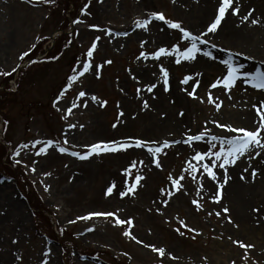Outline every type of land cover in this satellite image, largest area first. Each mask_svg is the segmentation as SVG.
Segmentation results:
<instances>
[{
	"label": "rangeland",
	"instance_id": "obj_1",
	"mask_svg": "<svg viewBox=\"0 0 264 264\" xmlns=\"http://www.w3.org/2000/svg\"><path fill=\"white\" fill-rule=\"evenodd\" d=\"M216 2L201 19L194 12L198 0H0V264H264V186H244L264 175V147L223 168L214 156L194 159L198 151L228 147L226 139H211L235 135L218 124L256 127L240 120L246 106L232 88L211 87L226 72L221 56L235 64L251 61L205 37L194 59L177 63L172 46L183 51L191 41L166 23L178 21L200 37L217 13ZM152 12L165 20L138 27ZM262 16L258 34L264 36ZM37 44L52 56L38 62L42 52L32 60L20 55ZM161 47L166 53L153 56ZM206 53L219 62L199 63L198 55ZM85 60L89 68L80 71ZM260 60L264 69V55ZM161 69L167 70V90ZM185 76L191 79L185 82ZM176 92L193 112L175 101ZM247 102L254 110L262 101ZM176 119L184 123L175 125ZM201 133V140L188 141ZM128 138L144 143L86 158L72 155L98 141ZM157 147L153 156L149 149ZM205 163L215 180L203 171ZM235 182L242 205L229 192ZM217 191L220 199H212ZM12 200L20 206L12 207ZM90 212L115 215L85 219ZM117 218L124 223H115ZM148 245L163 248L164 255Z\"/></svg>",
	"mask_w": 264,
	"mask_h": 264
},
{
	"label": "snow or ice",
	"instance_id": "obj_2",
	"mask_svg": "<svg viewBox=\"0 0 264 264\" xmlns=\"http://www.w3.org/2000/svg\"><path fill=\"white\" fill-rule=\"evenodd\" d=\"M45 3L51 2V0H44ZM233 4V0H219L218 4V9L217 13L215 15V18L212 20L210 24L207 25L205 31H211L215 32L217 30V26L220 24L222 18L225 16V12L229 7ZM238 11V5L235 7H231V13L235 15ZM252 10H249L251 12ZM155 18L157 20H165V17L163 14L159 12H152L149 14L148 18L143 21V24H140L139 22L137 23L138 27H146L149 23V21ZM244 19H248L247 16L244 17ZM257 21L253 20L252 23H256ZM166 23L170 28L173 29H179L180 33H182L181 39L188 38L191 43L188 44L187 47L183 49V51L177 50V46L173 45L172 46V51L176 53L177 60L176 62L178 63L179 60L185 59V60H190L195 58V54L197 52L201 51V48L197 46L198 42L200 43H207V41H200V37L197 35H193L190 31L184 29L181 24L178 21H171L167 20ZM89 27H96L95 25H89ZM203 35V34H201ZM95 47V41H93L92 47L88 49V55L91 56L93 52V48ZM215 47V45H214ZM28 51H31L29 49ZM166 49L164 47L159 48L156 52L152 53L153 56L159 57L161 54L166 53ZM207 55H211V53H206ZM21 56H26L27 53H21ZM145 54L143 52L140 53V56L143 57ZM251 59V57H249ZM224 64L227 66L225 74H223L222 79L217 78V81L214 82L211 87H215L217 84H221L224 86L225 91H227L230 87H232L238 77H244V83L249 84L253 86L256 89H261L264 90V71H261L259 68L255 72H250V71H240L242 68V65L240 64H235L231 59L225 60ZM98 67V66H97ZM89 68V62L85 60L83 62V69L80 71L87 70ZM14 71V69H13ZM162 75L165 78V90H167V70L161 69ZM4 75H7L8 73L5 72L3 73ZM99 75V71L96 73ZM76 77L75 76H69L68 80H74ZM189 79H191L190 76H185L184 81L187 82ZM151 87H155V85H152ZM151 87L148 88L149 91H151ZM195 87V85H193ZM79 95L82 97L85 95V93L82 91L79 93ZM189 96H193L194 92L189 91L188 92ZM57 99H60L58 96ZM209 102H212V97L211 94H209ZM147 106V105H145ZM221 107L220 103H215V108L219 109ZM253 108L256 111V116L257 120H254V124L257 126L254 128V130H248L243 127H233L231 124H218L220 128L227 129L231 133H235V135H229L226 138L224 137H211L213 140H221L222 142L226 139V143L228 147H221L218 151H212L210 148L206 152H196L194 159L202 161L204 160L205 157L208 156H214L217 158V160L222 161L219 163V167L223 168L225 164L227 163H233L235 160L238 158V156L243 155L245 152H248L250 149H253L255 147H264V136H262V130H264V101L260 103V106L257 107V105H253ZM213 123H217L216 121H213ZM71 127V126H69ZM203 138V133L198 134V135H192L188 138V141H199ZM129 142H121L119 144H116L113 141H98L94 144L86 146L88 148V151L84 152L83 154L78 153V152H73L72 155L74 156H79L81 158H86L92 153L99 154L101 152H109V151H117V150H123L129 147H132L133 145L136 147H140L144 142H142L139 139H131L128 138ZM186 141V142H188ZM53 143L52 141H48L47 144ZM169 143H172L171 141H165L164 144L167 145ZM47 144L40 148V152H44L47 150ZM27 147V145H25ZM61 152L67 151L66 148L61 147L59 149ZM150 152H152L153 156H155L156 153L160 152V148L157 147L155 150L149 149ZM13 155H16V153H13ZM153 163H156L155 160H153ZM216 164V161H212V166ZM159 166V165H157ZM212 166L209 164L205 163L203 165V171L207 173L208 177L211 179L215 180L216 178V173L212 170ZM190 170L195 171V169H192L190 166ZM127 171V169H125ZM140 177H137V180H139ZM176 181H173V184H175ZM136 187V184L133 183L131 188L128 189L129 192L132 191ZM112 191V187L110 186L107 190L105 195L110 193ZM121 196L125 195V193L122 191L120 193ZM212 199L219 200V191H217L216 196L212 197ZM193 203H197L196 201H193ZM223 211L226 213L228 212V209L225 208ZM255 211V210H254ZM217 215H220L219 212L216 213ZM114 213H105V212H95V213H87L86 216L84 217L85 219L92 217V216H104V217H110L114 216ZM79 219V217H78ZM115 223L121 224L124 223V221H121L119 218L115 220ZM127 224L130 226L131 225V218L127 221ZM181 224H183V221H181ZM185 227H187L185 225ZM195 231V230H193ZM125 235H130L127 231L124 233ZM132 239H135V237H132ZM142 243V241H141ZM243 247V245H241ZM148 247L153 248L152 245H148ZM248 247H252L251 245H248ZM153 251L160 255H164V249L163 248H153ZM170 256L171 253H168Z\"/></svg>",
	"mask_w": 264,
	"mask_h": 264
},
{
	"label": "bare ground",
	"instance_id": "obj_3",
	"mask_svg": "<svg viewBox=\"0 0 264 264\" xmlns=\"http://www.w3.org/2000/svg\"><path fill=\"white\" fill-rule=\"evenodd\" d=\"M198 1L201 2V4H199L201 6L199 10H195L194 12L197 14H200L201 19L202 18L204 19L206 18L208 14V8L213 0H198ZM218 4L219 2L217 0L214 6L215 9H218ZM237 5H238V11L235 15H233L231 13V7H235ZM231 7L226 10L225 16L222 18L215 32H211V31L206 32L205 31L206 28L202 26L201 29L203 30L200 31V35L201 34L203 35H201L200 38L201 39L204 38L206 40L205 37H208L210 38V40L211 39L215 41L218 40L217 43L219 46L223 45L226 48L233 47L234 52L238 51V52H241L242 55L246 56L247 58L251 57V59L249 58L251 62L238 63L242 65L243 68H245L244 71L255 72L258 68L261 71H264V69L260 66V63H261L260 59L264 55L263 54L264 36H261L258 34V28H260V25L263 20L262 13L264 12V0H233V4L231 5ZM249 10H252V11L249 12ZM245 16H247L248 19H244ZM211 17L215 18V14H212ZM253 20L257 22L252 23ZM220 59L222 61H225L223 56H221ZM197 60L199 61V63H202L205 66H210V65L212 66L219 62V58L213 56V53H211V55H206L205 57H202V54H200L198 55ZM202 79L204 80L205 77H202L201 81ZM244 79H245L244 77H238L236 83L229 89L232 88V93L236 94L237 97L245 103L246 108L245 107L242 108L241 110L242 114L240 113V120L245 124V126H248V125L253 126L254 120H257L258 118L256 116L255 109L254 110L248 109L247 101L250 99H259L261 101H264V90L256 89L251 85H243ZM221 86L224 87L223 85ZM156 96L160 97V95L159 96L156 95ZM175 97H176L175 101L178 104H183V108L185 112H193L192 107H190V105L186 103V100L183 99L178 92H176ZM181 123H184V121L176 119L174 124L179 126ZM254 125L257 126L256 124ZM262 136H264V130H262ZM242 157L243 156L240 155L239 158H242ZM259 173L260 172H258V174ZM263 177L264 175L260 173L256 178V182L254 181L252 184L251 181H249L247 184L244 183L245 184L244 186L245 187L247 186L250 188L251 186L256 184L259 187H262L264 186ZM229 192L231 193L233 198H236L235 201H237L238 204L242 205V202L244 201L243 199L244 196L242 195L240 185L235 182V184H232L230 186ZM10 202H11L10 205L12 207L20 206V203L18 202V200H12ZM243 226L245 225L243 224Z\"/></svg>",
	"mask_w": 264,
	"mask_h": 264
},
{
	"label": "trees",
	"instance_id": "obj_4",
	"mask_svg": "<svg viewBox=\"0 0 264 264\" xmlns=\"http://www.w3.org/2000/svg\"><path fill=\"white\" fill-rule=\"evenodd\" d=\"M81 7V4H79L77 7H76V9H75V14L77 13V11H78V9ZM73 15V19L76 17V15ZM66 25H67V21H66V23H65ZM64 24V25H65ZM64 39L66 40V39H70V35H66V38L64 37ZM64 40V41H65ZM39 45L40 44H37L36 45V47H34V48H32L31 49V51H29L28 53H27V55H26V58H32V57H34L37 53H41V52H43V50H41L40 49V47H39ZM62 45L63 44H60V46H59V48H61V49H59L58 51H56L54 54L56 55V54H58L61 50H62ZM52 55H50L49 56V52L48 53H44V55L42 56V57H40L37 61L38 62H42V61H45L48 57H51ZM11 73L12 72H10V73H8L7 75H6V78H10L12 75H11ZM6 82V80L4 81V83ZM5 87H7L6 85H5ZM49 236V235H48ZM90 254H94V252H92V253H90Z\"/></svg>",
	"mask_w": 264,
	"mask_h": 264
}]
</instances>
